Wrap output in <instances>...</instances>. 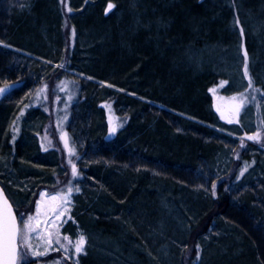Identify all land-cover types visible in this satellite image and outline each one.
<instances>
[{
    "label": "trees",
    "instance_id": "1",
    "mask_svg": "<svg viewBox=\"0 0 264 264\" xmlns=\"http://www.w3.org/2000/svg\"><path fill=\"white\" fill-rule=\"evenodd\" d=\"M235 1L264 17V0ZM111 2L0 0V139L16 117L46 124L36 95L70 82L67 133L81 181L98 186L79 220L104 243L83 264H264V178L245 182L252 160L231 159L238 139L211 91L226 89L210 65L237 41L235 9L222 0ZM39 145L26 147V160L54 164ZM33 175L26 181L41 186ZM21 197L29 208L32 192Z\"/></svg>",
    "mask_w": 264,
    "mask_h": 264
},
{
    "label": "rangeland",
    "instance_id": "2",
    "mask_svg": "<svg viewBox=\"0 0 264 264\" xmlns=\"http://www.w3.org/2000/svg\"><path fill=\"white\" fill-rule=\"evenodd\" d=\"M235 2V0H222L220 4L235 9L236 14L233 16L231 30L237 35V41L231 47L217 49L215 63L213 64V58L210 66L222 73L225 76V81H227L224 84L226 89L221 91L220 87L215 93L214 106L216 111L219 103L221 109L227 113L231 107V98L239 93H243L248 97V101L241 108L238 116L240 123H236L235 119L230 123L221 115L220 111H217L221 125L227 127L232 132L230 134L238 139L239 149H229L231 159L235 158L237 161L243 162L242 160L247 154L249 159L252 160V168L246 176V182L248 179L264 178V17L245 14L237 3L238 1ZM241 28L243 29L242 32ZM245 49L248 53L247 57L244 56ZM244 63L248 64L249 74L253 81L251 88L248 87V76L243 71ZM62 82H65L67 91L62 87ZM246 89L247 91H245ZM69 95L72 97L70 100ZM2 96H0L1 101ZM36 97L39 101L43 98V103L49 108L45 119L46 124L41 123L42 120H29L20 116L14 118V126L11 124V126H6V130L0 139V184L13 206L18 209L19 221L21 220V211H24L26 216L35 215V205L39 203L42 193L46 192L52 195L64 189L66 185L71 184L74 190L68 211L70 218L62 217L61 221L57 223L60 232L65 236H72L75 239L82 232L87 237L86 252L80 253L78 257L79 264H83L84 259L90 257L97 259L104 243L96 238L89 223L79 220V212L84 210L87 204V208L91 207L92 203L89 204L90 198L88 197L97 193L98 186L96 181L91 182L88 180L83 183L84 177H81V174L73 175L72 173L73 164L79 171L77 152L67 133L71 120V108L76 97L75 89L70 82L62 79L56 80L50 83L49 92L46 95L39 93ZM14 127L18 128L19 131L14 132ZM256 131L261 132V139L249 142L244 133L247 132L251 135ZM64 132L67 133L69 141L67 146H65L62 139ZM13 136L15 137L14 143ZM34 142L40 144L44 156L50 154L49 156L52 157L53 155L55 166L46 161L37 165L30 164L26 160L25 149ZM19 144L22 149L20 154L16 150ZM69 148L72 149L71 152ZM226 162L229 163L228 159H225V165ZM43 164L47 165L46 168L42 166ZM223 170H227L225 166H223ZM28 172L30 174L35 173L33 176L36 177L37 175L40 179L39 182L43 181V184L41 186H31L26 181L27 176L25 174ZM81 179L83 180L81 181ZM76 187L80 190L76 191ZM29 190L32 192V197L34 196L33 202L31 206L29 205V208H24L19 198ZM90 212L86 211V213ZM93 218L94 216L91 219ZM50 230L55 231V229ZM32 244L38 250L43 251L35 233H33ZM154 247L157 248V246ZM52 248L53 250H50L47 255L34 257L30 255L31 249H26L21 244L20 250L27 254L22 256L19 264H24L25 261H34L35 264H75L77 257L75 255L71 259L66 257L56 241H53Z\"/></svg>",
    "mask_w": 264,
    "mask_h": 264
},
{
    "label": "snow or ice",
    "instance_id": "3",
    "mask_svg": "<svg viewBox=\"0 0 264 264\" xmlns=\"http://www.w3.org/2000/svg\"><path fill=\"white\" fill-rule=\"evenodd\" d=\"M63 3V0H61ZM115 5L109 0L107 5V10H111ZM72 9L69 8L68 11ZM241 32L243 29H240ZM73 35H75V29L72 30ZM3 44V41H0ZM9 47H11L9 45ZM244 56L247 57L248 53L245 49ZM244 74L248 76V87L251 88L253 85L252 78L249 74L248 64L243 65ZM223 83H227L224 81ZM15 87V86H13ZM62 87L67 91L65 82H62ZM47 88V85H44ZM5 89L0 88V94L5 93ZM10 91V90H9ZM215 94V89H211ZM247 91V89L245 90ZM69 100L72 98L69 95ZM219 100V97H218ZM248 101V97L243 93H239L231 98V107L227 113H225L220 104H217V111L221 112V115L229 120L231 123L233 119L236 123H240L238 116L241 108ZM107 106V105H106ZM117 130L116 126H113L111 131L115 132ZM14 132H18L19 129H13ZM244 135L248 140L256 141L261 139V132L256 131L249 135L247 132ZM13 143L15 142V137L13 136ZM62 139L64 140L65 146L68 145L67 133L62 134ZM71 152L72 149L69 148ZM246 170V168L244 169ZM73 175H79V171L76 166L72 165ZM240 175H243V170ZM202 187V186H201ZM215 188V185H212ZM73 186L68 184L64 189L55 192L52 195L48 193H42L40 201L35 205V215H27L24 211H21V220L18 221L17 215L13 210V204L10 202L8 197L5 195L3 188H0V264H19L22 256L27 253L20 250V245L23 244L26 249H31V256L39 257L42 255H47L50 250H53V241H56L60 245V249L64 251V255L71 259L74 255L77 257L75 264H79V254L86 252L85 245L87 243V237L81 232L77 238L73 239L72 236L63 235L58 226V221H61L62 217H68L69 204L72 201ZM76 191L80 189L75 188ZM213 195L215 192L213 191ZM26 216V218H24ZM42 229V230H41ZM50 229H55L52 231ZM33 233L36 234L39 244L43 251L38 250L32 244ZM199 247V245H197ZM56 249V250H60ZM24 264H35L34 261H25Z\"/></svg>",
    "mask_w": 264,
    "mask_h": 264
},
{
    "label": "water",
    "instance_id": "4",
    "mask_svg": "<svg viewBox=\"0 0 264 264\" xmlns=\"http://www.w3.org/2000/svg\"><path fill=\"white\" fill-rule=\"evenodd\" d=\"M0 96H2V94H0ZM249 142H253L252 140H248ZM0 188H3L1 185H0ZM4 190V189H3ZM4 193H5V195L7 196V194H6V192L4 191ZM8 197V196H7ZM8 199H9V197H8ZM10 200V199H9ZM10 202H11V200H10ZM12 203V202H11ZM13 210L15 211V213H16V210H15V208H14V206H13ZM16 215H17V213H16ZM17 219H18V217H17ZM19 221V220H18Z\"/></svg>",
    "mask_w": 264,
    "mask_h": 264
}]
</instances>
